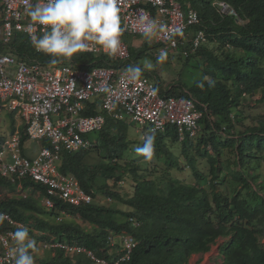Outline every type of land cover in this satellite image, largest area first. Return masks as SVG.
Here are the masks:
<instances>
[{"label":"trees","instance_id":"1","mask_svg":"<svg viewBox=\"0 0 264 264\" xmlns=\"http://www.w3.org/2000/svg\"><path fill=\"white\" fill-rule=\"evenodd\" d=\"M176 1L185 12L198 14L206 44L212 46L203 44L186 59L200 61L205 69L199 80L211 77L215 86L205 82L201 89L197 80L183 86L186 93L174 88L166 92L191 95L206 107L200 133L183 142L172 127L155 133L154 155L146 161L155 165L143 170L137 159L143 157L131 152L136 147L130 146V126L106 115L102 131L92 140L94 146L62 152L60 170L74 176L86 192L109 198L108 204L99 199L73 207L56 200L53 210L45 211L35 199L37 193L44 197V187L25 180L21 186L29 194L22 198L16 184L0 178V212L46 233L36 241L77 244L114 264L118 248L109 246L108 236L128 234L136 246L130 260L121 264H188L192 255L208 253L222 239L220 264H264V108L251 116L243 106L246 96L256 94L257 103L264 105V0ZM218 2L229 5L234 14H220ZM149 47L129 49L132 66L145 56L153 58ZM0 54L45 64L52 58L35 52L22 32H15L9 44L0 43ZM59 63L88 70L119 67L109 55L80 52ZM86 106L84 115L99 113L95 103ZM20 135L23 147L27 140L23 127ZM186 171L187 180L175 176ZM125 180L129 194L118 184ZM61 213L68 219L58 222ZM48 253L40 264H91L85 254Z\"/></svg>","mask_w":264,"mask_h":264},{"label":"built area","instance_id":"2","mask_svg":"<svg viewBox=\"0 0 264 264\" xmlns=\"http://www.w3.org/2000/svg\"><path fill=\"white\" fill-rule=\"evenodd\" d=\"M27 2L0 0V43L7 45L15 32H22L32 44L31 36L43 33L44 26L34 25L27 16ZM31 2L34 4L39 0ZM118 7L122 28L118 51L109 55L89 42V48L80 52L109 55L119 62L117 68L78 69L62 63L27 62L10 54L0 55V107L20 116L28 142L48 144L30 158L22 155L18 133L4 140L0 145V178L16 184L17 192L23 198L28 192L21 186L23 181L44 187L42 204L48 211L53 209L55 200L73 207L94 202L93 191L86 192L74 176L62 173L61 154L93 147L88 136L102 131L105 115L114 120L129 119L150 133L153 129L155 133L163 132L172 126L179 142L194 139L199 133V121L206 107L191 96H162L159 82L148 75L142 74L138 80L129 81L125 70L133 62L129 47L123 41L124 35H142L141 18L147 17L166 29L152 38L159 46L157 55L162 49L168 54L176 53L180 47L187 55L206 41L198 14L192 10L185 12L176 0H118ZM216 8L220 14H234L224 2L216 3ZM176 28L182 30V35L174 37L172 42L167 33ZM35 52L44 54L36 49ZM105 87L107 92L103 90ZM153 88L158 90L155 95ZM94 99H97L99 111L105 115H84L86 104ZM0 214V264H14L12 234L21 225L32 231L33 225L15 220L6 212ZM108 244L118 248L114 264L129 261L136 246L128 234L109 235ZM38 245L44 251H62L65 256L85 254L91 264H108L77 244L43 240Z\"/></svg>","mask_w":264,"mask_h":264},{"label":"clouds","instance_id":"3","mask_svg":"<svg viewBox=\"0 0 264 264\" xmlns=\"http://www.w3.org/2000/svg\"><path fill=\"white\" fill-rule=\"evenodd\" d=\"M119 12H120V9L118 7V0H39V2L34 3V4L31 2V0H28L27 16L30 18V21L34 25L44 26V31L40 36H37L35 34L31 36L32 44L38 52H42L46 55L51 56L52 58L50 59V63L53 65L60 62L61 59L71 58L74 54L87 50L89 48V42H92L95 45H98L102 50H105L109 55H112L118 51L120 43H121L120 36L122 34V28H121ZM228 14H225V15H228ZM140 31L143 37L146 40L150 41L153 37L159 35L160 33L165 32L166 29L163 24H159L155 19H149L147 17H142ZM167 35H168V39L174 42V37L178 35H182V30L179 28H176L172 30L171 32H168ZM203 44H206V41L202 43L201 45ZM154 46L157 48L154 54V56L157 57V63H160L166 60L168 56L170 55L167 53V50L162 49L159 55H157L159 46L155 44ZM197 50L185 55L183 50L180 47L178 49V52L171 53V54H174V55L183 54L185 57H187L191 54H194ZM0 55H4V54H0ZM64 65H67V64H64ZM152 68H153V64L151 62H146L144 65V68H141L140 66H137V65L129 66L125 70L126 78L129 81H136L141 77L145 69H152ZM148 76L152 77L153 79L159 82L160 93L162 96L175 97V96L166 95V92L171 90V88H174V86H171V85L163 86L161 81L158 80L156 77L152 76L150 73H148ZM205 82L208 84L209 87L215 86V81L211 77H204L202 80L197 81L196 86L203 89L205 86ZM179 87H181L180 90L186 93V89L184 87L182 86H179ZM174 89H176V87ZM103 90L107 92L108 88L105 87ZM157 91H158L157 89L153 88L152 94L155 95ZM188 96H191V95H188ZM1 108L2 107H0V109ZM95 108L97 110H100L97 108L96 103H95ZM99 113L103 114V112L101 111H99ZM199 125H200V130H201V120L199 121ZM142 130L145 132H148L147 133L148 135L144 137L142 145L137 146L134 149V151L139 156L143 157L145 160H151L154 155L155 129L152 130L151 134H149L150 132L147 131V128H142ZM200 130H199V133H200ZM14 133H18L20 135V132H14ZM24 133H25V126H24ZM175 133H176V129H175ZM12 135H10L9 137H11ZM6 139L7 138L3 140L1 139L0 145ZM189 140H192V139H189ZM27 143L28 141L26 140L23 144V147L21 143L20 145L21 152H22V155L32 158L37 153L34 156L26 155L24 153V149ZM42 143L45 144L46 142H42ZM43 146H44L43 144L39 145L38 151ZM123 183L124 182L122 181L118 182L119 185H122ZM16 193L18 196H20L17 190H16ZM28 194H29V191L27 192V196ZM94 195L95 194L93 191V197L95 199L94 201H97ZM43 198L44 197H40L39 195L35 199L37 202H39L43 206L42 204ZM108 199L109 198L105 199L106 202H111L110 199L109 201ZM55 201H54V207H55ZM45 211H48V210L45 209ZM60 217H63L62 220L68 219L66 215L62 216V213ZM0 218H2V214H0ZM61 221H58V222H61ZM32 225H33V229L31 231L32 237L29 235V231H30L29 228L25 225L19 226L16 229V231L12 234V240L14 241V252H13L14 264H40V260L38 263L35 262L34 252L38 251V248H37V242L35 239H33V237L35 238L36 236H39L42 234H44L42 236H46V233L35 230L33 223ZM39 241L41 242L43 240H39ZM47 241H54V240L50 239Z\"/></svg>","mask_w":264,"mask_h":264},{"label":"rangeland","instance_id":"4","mask_svg":"<svg viewBox=\"0 0 264 264\" xmlns=\"http://www.w3.org/2000/svg\"><path fill=\"white\" fill-rule=\"evenodd\" d=\"M133 36H139V37L144 38L143 35H124L123 41L126 44H128L125 38L133 37ZM146 45L153 46L154 45L153 40L152 39L150 41L146 40ZM206 47L211 48L212 46L211 45L209 46V44L208 45L206 44ZM146 62H151L153 64V68L149 69L150 72L148 73H150L152 76L160 80L163 86L171 85V86H174V88L176 87V90L181 89V87L179 86H182V87L188 86V85H191L193 82L199 80L202 77L204 69H205V66L201 65L200 61L195 60V59H190L189 61H187L186 57L183 54H177V55L170 54L166 60L160 63H157V57H155L153 54L152 59L151 58L149 59L148 56H145L144 58L139 59L136 62V65L140 67H144ZM151 71L155 72V74ZM259 98H260V94H256L253 97H248V96L245 97L243 106L245 108L246 115L250 114L251 116H255L256 114H261L263 112L264 105H259L257 103ZM96 101L97 99H94L92 100V103H96ZM247 121L248 123H251V120H247ZM124 122L130 126V134L128 137V139L131 142L130 146L137 147L139 145H142L144 137L148 135L147 134L148 132L143 131L139 125L132 123L129 119H124ZM22 127L24 128L23 125H20L19 127L20 129H18L20 133H21ZM14 131H16V128L14 129ZM9 134L12 135L13 134L12 131ZM98 134L99 133L90 134L88 138L90 140H93L97 138ZM27 144H29L28 145L29 149L27 153L30 154V153H34L36 149H38L39 145L43 143L42 142H33V143L28 142ZM131 152H135L134 149ZM176 152L180 153L179 150H177ZM137 159H138V163L141 169L143 170H145L146 167L148 166L152 168L155 165V161L153 160H152V163L148 164L146 162L147 160H145L144 158L138 157ZM189 174L190 173L186 171V173H175V176L180 177V178H185L187 180V177ZM122 185H123L122 189L124 190L125 193L127 194L131 193L129 183L126 180L124 181ZM9 195L11 196L13 195V193H10ZM37 196H38V193L36 194V197ZM96 197H97L96 198L97 202L100 199L101 203L108 204L106 203L105 198L104 199L101 198L100 195H96ZM114 206L125 209V207L120 206L118 204H115ZM39 236H42V235H39ZM36 237L35 238L33 237V239L38 240ZM223 241L224 240L220 239L217 242V244L214 245L208 253H205L203 255H197V256L195 255L193 257L191 256L192 258L190 259L188 263L189 264H220L221 260L218 254V249H219V246L223 243ZM36 242H37L38 251L35 252L34 258H35V262L38 263L39 260L48 257L50 253L41 249V247L38 245L40 241H36Z\"/></svg>","mask_w":264,"mask_h":264},{"label":"crops","instance_id":"5","mask_svg":"<svg viewBox=\"0 0 264 264\" xmlns=\"http://www.w3.org/2000/svg\"><path fill=\"white\" fill-rule=\"evenodd\" d=\"M125 39L127 40V43H128L127 45L129 46V49H133L135 51H141V50H144L147 48L146 40L142 37L133 36V37H126ZM150 47L151 48L153 47V49H151V53L155 54L157 48L154 45L150 46ZM141 68H144V67H141ZM145 70H147L148 72L150 71L149 69H145ZM151 72H153V71H151ZM153 73L155 74V72H153ZM20 125H24V124H23L21 118L17 114L9 112L8 110H6L4 108L0 109V140L8 138L10 136L9 133L11 131H12V133L19 132L18 129H20L19 128ZM15 128H16V131H14ZM28 145L29 144H27L25 146L24 153L26 155H29V156H34L37 153L39 147H38V149H36V151L34 153L28 154L27 153V151L29 149ZM193 256H195V255H192V257ZM190 259H189V261H190Z\"/></svg>","mask_w":264,"mask_h":264}]
</instances>
